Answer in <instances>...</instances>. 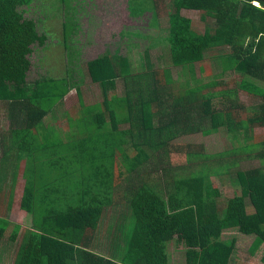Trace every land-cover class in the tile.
Here are the masks:
<instances>
[{
  "label": "trees",
  "instance_id": "16d2710c",
  "mask_svg": "<svg viewBox=\"0 0 264 264\" xmlns=\"http://www.w3.org/2000/svg\"><path fill=\"white\" fill-rule=\"evenodd\" d=\"M36 1L44 2L0 0V192L16 183L8 177L24 160L20 208L32 221L23 229L0 218V260L6 255L5 264H171L167 248L175 239L184 245L180 264H244L236 255L244 238L250 240L248 256L258 253L264 264V250L259 252L264 245V140L257 142L252 131L264 127V0L127 2L131 16L150 12L153 26L160 16L168 17L164 50L173 68L189 74L191 84L197 74L211 76L207 54L221 62L223 72L241 75L238 89L259 100L245 116L243 106L233 103L238 90L204 93L237 81L189 88L168 68L151 71L149 49L144 51L146 72L133 73L126 55L108 50L87 62V76L103 102L84 105L80 86L85 76L74 77L75 69L82 74L74 65L80 53L74 43L67 44L68 21L61 43L65 71L38 72L49 57L35 59L36 52H48L52 41L29 16ZM60 1L67 10L72 6V0ZM182 10L199 12V21L182 16ZM199 23L202 31L195 27ZM33 73L37 79L30 81ZM119 82L124 96L109 99ZM73 90L78 101L66 110L65 96ZM60 109L63 133L55 116ZM124 124L128 128L121 129ZM221 129L231 145L219 153L209 155L202 146L172 147L180 134L212 135ZM162 150L166 158L177 152L200 164L181 178H167L161 185L165 192H158L135 172ZM244 153L241 160L257 158L261 166L232 172ZM215 155L232 159L213 165L209 160ZM130 174L134 179L124 186ZM214 178L223 186L228 181L234 194L222 199ZM120 205L126 213L106 231V210L117 211ZM9 227L13 246L8 251L3 238Z\"/></svg>",
  "mask_w": 264,
  "mask_h": 264
},
{
  "label": "rangeland",
  "instance_id": "374dc122",
  "mask_svg": "<svg viewBox=\"0 0 264 264\" xmlns=\"http://www.w3.org/2000/svg\"><path fill=\"white\" fill-rule=\"evenodd\" d=\"M33 5V8L29 10L30 18L37 19L38 30L40 33H47L49 42L52 41V46L48 52L38 51L36 52L35 59L37 57H44L46 54L48 61L42 65L40 74L51 73L52 75H59L65 71V59L62 57L61 43L65 36V31L63 23L70 25V33L68 34L69 39L67 44L74 43L80 57H78V62H76L77 69L81 71L82 74H76L75 69V80L80 76V80L83 79V83L80 86L82 93V100L84 105H92L94 103L103 102V95L100 92L97 85L92 84L87 76L85 64L93 60L96 56L102 55L106 50L111 54L118 52L120 55H126L128 59L132 62L131 70L133 73L146 72V60L144 57V51L149 49V63L151 66V71L157 72L162 69H169L171 71L172 78L176 81H180L181 84H189V88L202 86L203 84H209L214 81H237L236 84H230L228 87L222 86L217 87L212 90L205 91L207 95L214 94V96L219 95L220 92L225 91H237L236 98L233 103L237 106H243L242 116L251 112L253 109L257 108L259 100L255 99L253 96L248 95L238 89L239 82L243 79L241 75L236 73H225L223 72V66L219 60L212 59L207 54V65L208 72L211 74L210 77L201 78L198 74L196 77L195 84H191L189 74L182 72L180 68H173L169 59V54L164 50L167 45L166 38L168 37V17L160 16V20L157 26L151 24V14L146 11L140 16H131L128 10V0H72L68 5H72L68 10L67 6L60 0H43ZM170 1V0H169ZM168 3V1H167ZM42 4V5H41ZM257 4V3H255ZM165 8V7H164ZM168 8L166 7V10ZM65 12V13H64ZM181 15L193 19L198 22L200 19L199 12L182 10ZM68 18V20H67ZM199 31L203 30V27L199 24L195 26ZM67 31V28L65 29ZM121 33V37H120ZM149 38V39H147ZM79 65V66H78ZM171 66V67H170ZM50 71V72H49ZM197 73L198 68H197ZM37 79L35 73L31 74L29 77L30 81ZM261 86V85H260ZM229 89V90H226ZM124 88L120 84L117 85L115 91H110L108 93V98L111 99L112 94H116L118 97L124 96ZM78 98L75 91H71L65 96V101L63 107L71 109V106L76 105ZM73 105V106H74ZM63 109L56 112L57 128L59 131H65V117L61 112ZM0 127H3L2 124ZM121 129L128 128L127 124L120 127ZM253 135L257 142H262L264 140V127H253ZM230 137L226 136L222 129L212 135H203L199 133H187L180 134L172 143L174 150L176 148L187 150L188 147H193L190 150H195L198 146L205 147L206 152L209 155L219 153L230 147ZM131 142H127L126 147L131 150ZM149 155H153L152 150H146ZM162 154V158L160 157ZM253 154V153H251ZM157 159L151 158L145 164L146 166L139 168V172H135L138 179L143 182H148L153 185L158 192L160 189L165 188L162 185L167 178H172L177 176L179 178L186 175L187 171L193 170L197 164H200L199 160H189L186 157L177 152L172 154V158H166L165 153L162 151L155 154ZM232 159L231 155L228 157L224 156L222 158L213 156L209 160L213 165L217 161L225 160L226 158ZM246 158V154L240 155L239 167L233 168L231 171L236 172L238 170H247L261 166V163L257 158ZM122 161V159H120ZM168 161L169 164L164 163ZM162 162V164H161ZM161 164V165H158ZM164 168L170 169L165 173ZM183 168V172L181 169ZM22 171V170H21ZM21 171L17 177L16 183L10 184L5 191L2 198L0 194V218L5 219L9 223L19 224L23 229L31 228V217L28 213L24 212L20 208V200L23 193L24 181L21 177ZM166 174L168 177H166ZM125 180V184H129L134 178L131 174ZM215 179V178H214ZM220 187L221 198L228 199L232 196L233 189L231 184L227 181L224 186L221 185L219 179H215ZM8 195H12V200H8ZM126 207L120 205L117 207V211L112 209L106 210L105 212V224L106 231L117 222L120 213H126ZM12 231V227H9L5 236L3 238V245L6 243V248L9 251L13 246V242L8 239V234ZM105 242V241H104ZM250 240L241 238L238 240L236 255L240 263L244 264H260V254H255L253 256H248L247 247ZM264 250V245L259 252ZM167 253L171 264H180L184 261V245L182 243L176 242L175 239L169 243L167 248ZM6 263V255L1 258L0 264Z\"/></svg>",
  "mask_w": 264,
  "mask_h": 264
},
{
  "label": "crops",
  "instance_id": "0c3cea01",
  "mask_svg": "<svg viewBox=\"0 0 264 264\" xmlns=\"http://www.w3.org/2000/svg\"><path fill=\"white\" fill-rule=\"evenodd\" d=\"M55 116H56V114H55ZM64 117H65V115H64ZM56 119H57V117H56ZM59 131V130H58ZM65 131H67V129H65ZM64 131H60V133H63ZM40 136V135H39ZM21 168L19 169V168H17L16 169V172L15 173H13L12 174V176H10V177H8V175H5L4 176V178H6V176L8 177V178H12L13 177V179H12V181H10V182H14V179L16 178V180H17V177H18V175H19V172L21 171V177H22V179H23V181H24V184H25V177H24V167H25V162H24V160H22V162H21ZM24 189V188H23ZM8 193L7 191H5V190H3L2 192H0V194H1V196H2V198H3V196H4V193ZM5 193V194H6ZM7 198H8V200H9V195L7 194ZM10 201V200H9Z\"/></svg>",
  "mask_w": 264,
  "mask_h": 264
}]
</instances>
